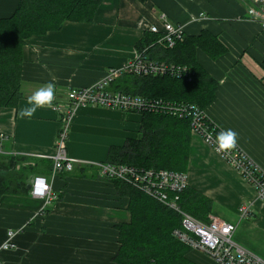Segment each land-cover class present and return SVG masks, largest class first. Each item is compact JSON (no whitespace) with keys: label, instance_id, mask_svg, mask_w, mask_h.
<instances>
[{"label":"crops","instance_id":"obj_1","mask_svg":"<svg viewBox=\"0 0 264 264\" xmlns=\"http://www.w3.org/2000/svg\"><path fill=\"white\" fill-rule=\"evenodd\" d=\"M18 2L0 0V18L10 16ZM250 5V0H105L92 22L65 21L59 30L29 37L22 47L21 96L16 106L0 107L5 136L0 159L18 154L39 161L40 154H52L58 113L45 105L30 117L21 115L31 107L29 97L51 83L52 103L66 101L70 88L102 80L110 68L123 67L137 43L151 34L150 25L162 28L164 18L183 24L187 35L208 30L224 46L216 58L197 52V61L217 82L205 112L223 131H235L236 144L264 171V29L248 14ZM141 119L118 109H77L67 149L79 162L71 172L53 176L50 166L36 173L47 178L57 198L46 204L29 189L0 197V245L8 230L15 232V247L0 248V264H115L117 226L131 218L129 198L95 163L106 162L111 146L139 138ZM186 178L187 186L211 200L209 215L235 225L234 241L264 259V201L193 131ZM244 203L250 204L247 217L239 212ZM188 257L197 264H218L196 250Z\"/></svg>","mask_w":264,"mask_h":264},{"label":"trees","instance_id":"obj_2","mask_svg":"<svg viewBox=\"0 0 264 264\" xmlns=\"http://www.w3.org/2000/svg\"><path fill=\"white\" fill-rule=\"evenodd\" d=\"M105 0H19L14 12L0 18V107L16 106L20 96L22 47L29 37L59 30L65 21L92 22ZM161 34L146 33L137 49L148 48L158 61L190 67L192 79L184 76L135 75L124 73L110 85L112 90L172 102L193 103L205 110L215 99L217 82L197 61L198 50L210 58L219 57L225 48L208 30L187 35L167 48L158 43ZM142 115L138 138H128L120 146H111L106 162L136 168L167 169L186 172L191 139L188 118L158 112ZM18 154H3L0 159V197L3 194L28 193L27 184L40 169L47 170L49 159L33 160ZM26 162L27 164L17 165ZM107 179V178H106ZM129 198L128 223L117 226L118 249L115 264H197L188 254L191 249L173 234L182 229L181 214L142 190L121 180L108 179ZM211 200L187 186L179 197L185 212L206 222Z\"/></svg>","mask_w":264,"mask_h":264},{"label":"built area","instance_id":"obj_3","mask_svg":"<svg viewBox=\"0 0 264 264\" xmlns=\"http://www.w3.org/2000/svg\"><path fill=\"white\" fill-rule=\"evenodd\" d=\"M248 14L253 17L264 29V0H250ZM164 17L163 15L161 16ZM149 31L161 34L158 43L171 48L177 41L185 36L183 24H173L163 18V27L156 24L149 27ZM190 67L176 65L167 61L154 60L148 48L137 50L123 67L110 68L102 80L86 87H73L67 92V100L54 102L51 107L58 113L59 129L54 142V151L50 155L40 154V158L49 159L52 163V175L61 172H71L78 159L69 155L67 141L69 127L74 114L81 106H95L122 111L158 112L178 118H188L191 130L200 134L204 140L228 162L246 181L255 189L258 197L264 201V171L236 144L234 148L219 150L216 138L223 131L205 110L188 102H172L162 98H150L132 95L112 90L111 83L124 73L152 76H184L192 79ZM5 136L0 134V152ZM102 177L121 180L144 193L155 198L164 205L181 214L182 229H175L173 234L191 249L199 251L218 264H264V259L248 251L233 239L235 225L226 220L208 215L206 222L201 221L182 210L179 204L180 193L187 187L186 172L167 169L136 168L126 164H113L110 162H97ZM29 192L33 196L43 198L46 204L54 201L57 196L47 178L42 175H33ZM241 216L247 217L250 204H242L239 208ZM14 230H8L1 249L7 250L15 247ZM152 264V263H149Z\"/></svg>","mask_w":264,"mask_h":264},{"label":"clouds","instance_id":"obj_4","mask_svg":"<svg viewBox=\"0 0 264 264\" xmlns=\"http://www.w3.org/2000/svg\"><path fill=\"white\" fill-rule=\"evenodd\" d=\"M54 95V85L49 83L46 87L37 90L29 97L28 104L31 106L22 110L21 115L32 116L36 110L45 105H51ZM217 148L227 150L235 147L237 143V133L231 129L221 131L216 138Z\"/></svg>","mask_w":264,"mask_h":264},{"label":"rangeland","instance_id":"obj_5","mask_svg":"<svg viewBox=\"0 0 264 264\" xmlns=\"http://www.w3.org/2000/svg\"><path fill=\"white\" fill-rule=\"evenodd\" d=\"M119 111H122V110H119ZM122 112H125V113H130V114H137V115H141V113L140 112H134V111H122ZM132 123H136L135 122V119L133 120V121H131ZM139 125H140V121H139ZM140 133H141V131H139ZM33 158H31V160L30 161H28V163H30V164H32L33 165ZM23 164H27L26 162H23V163H21V164H19V165H17V168H19L21 165H23Z\"/></svg>","mask_w":264,"mask_h":264},{"label":"water","instance_id":"obj_6","mask_svg":"<svg viewBox=\"0 0 264 264\" xmlns=\"http://www.w3.org/2000/svg\"><path fill=\"white\" fill-rule=\"evenodd\" d=\"M30 187H31L30 184H27V189H30Z\"/></svg>","mask_w":264,"mask_h":264}]
</instances>
